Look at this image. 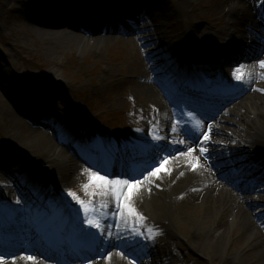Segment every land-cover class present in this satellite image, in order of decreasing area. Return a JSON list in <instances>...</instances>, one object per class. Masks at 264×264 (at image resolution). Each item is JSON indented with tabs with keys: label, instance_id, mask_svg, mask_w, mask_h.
I'll return each mask as SVG.
<instances>
[{
	"label": "bare ground",
	"instance_id": "1",
	"mask_svg": "<svg viewBox=\"0 0 264 264\" xmlns=\"http://www.w3.org/2000/svg\"><path fill=\"white\" fill-rule=\"evenodd\" d=\"M63 1L66 0H45L39 4L43 10H48L55 5H61ZM155 1L157 0L133 1V3L136 2V12L143 16L139 22L140 26L144 24L143 18L152 9V4ZM231 3H238V6L236 9L230 8L224 11L227 19L223 22L220 18L214 19L215 24L211 21L215 29L222 26L221 29H216V37L209 34L197 36L196 30L191 27L189 29L178 27L185 36L182 50L183 55L188 54V63L191 64L195 59L193 53L188 49L196 50L200 55L206 54L209 57L213 56L221 48V45H225V41L228 42V45L231 43L233 46L237 41L247 42V51L252 54H257L264 48V0L262 3L256 0H232ZM94 9L96 14L104 13V8L101 5L99 10L97 7ZM187 15L189 14L186 11L180 12L181 19L186 18ZM73 17H64L68 30L61 33L59 30L57 31L61 27L59 21L49 17L39 20L38 25L43 29L40 31V35L44 34L57 45L66 44L69 46L76 42L86 43V36L78 35L74 30L75 28H84L80 25L85 16L75 17L74 20ZM230 20L233 22L230 23ZM239 29L242 30L239 31ZM155 30L153 28L152 30H139L140 34L136 30L132 34L138 38L142 47L137 54V62L139 73L143 76L141 82L144 85L138 89L145 100H142L143 96L137 92L127 93V95L132 94L137 99H141L138 100L139 104L130 105L127 111L129 115L135 114L132 117L131 126L136 134L118 139H121L120 143L126 146L125 149H130L131 152L146 151L143 153H151L155 159L158 157L157 162L168 161L171 157H175L177 152H183V156L170 163L167 162L164 169L156 171L152 176H147L144 179L145 183L133 182L134 184L131 186L136 188L130 191V196L126 200H119L118 193L114 195L115 200H113L112 190L102 191L94 197L98 205H104V212L97 215L100 218V227H105L109 216L110 222L106 227H109L110 230L109 236L98 246L99 248L102 246L101 243L106 244V250L100 253L102 256L105 253L104 258L88 264H169L170 262L194 264L198 259L204 262L205 260H219L227 263L230 261L228 258L234 260L236 264H250L247 262L249 259L253 260L254 264L256 261L257 264H264V229L262 221H258V217L264 213V73L260 75L261 77L251 88L239 108L236 111H230L228 117L231 130L217 131L209 127L207 122H201L195 118L193 112L199 113L206 119L217 115V113L215 114L214 110L211 111L205 105L198 106L196 103L188 101L185 95L182 97V101L184 108L192 117L191 123L189 118H186L175 108V105L171 103V97L163 88V84H159L156 80L157 71L163 72L162 69L167 68V58L165 57L167 52H165L166 45L163 44L161 36L147 37ZM97 31L91 30L90 34L93 36L102 35V33L105 36L115 34L108 29ZM152 36L155 37L150 39ZM106 39L109 40L107 37ZM92 40L95 42L93 45L102 42L101 38ZM148 47L159 49L158 54L152 55L150 62H147L143 57L144 51L146 52L144 48ZM245 50L246 48H244ZM162 61L166 62L165 65L161 64ZM154 62L159 64L156 65ZM260 62L261 58L249 65L239 64L238 68L249 71L252 66H259ZM212 70V77L217 78L222 74V72L220 73L221 66H214ZM174 71L169 72L166 76L177 84L179 79ZM232 72L225 73L221 82H224L225 78H232ZM210 85L213 86V83ZM27 93L31 94V91L28 90ZM237 95L239 96L236 97L240 99L241 92ZM47 97L49 98L45 100V105L52 104L55 96L51 94ZM146 99L151 100L147 105L145 104ZM234 100L232 99V101ZM199 101L201 102V100ZM232 101H227L226 104ZM222 107L223 105L218 108L221 110ZM141 110L145 111L142 114L143 120L136 121ZM63 112L55 110L48 121L56 126L57 123H61L59 120L74 119L73 112ZM15 114L11 113L9 121L15 127H20L26 133L31 134L27 137L25 147L21 150L36 162L38 170L52 174L58 186L64 188L70 184L71 180L72 183H76L83 180L85 176H89V170L77 158L78 151L74 154L73 150L70 151L58 145L55 135L51 139L50 133L33 128L31 125L35 124H29ZM94 130L95 128L92 132ZM19 134L20 138L12 136L20 140L22 138L21 131ZM140 134L145 135V141L140 139ZM95 137L96 143L103 145L108 142L109 136L100 131ZM234 144L237 146L233 147ZM153 148L156 149V153ZM207 154L225 158L226 162L222 165L213 164ZM248 162L252 165L250 166ZM116 166L117 162L112 167ZM225 171H228V174L235 172L238 174V178L236 180L229 179L224 174ZM253 172L263 175L258 181L257 191L251 194L249 190L241 188L242 182L239 179L249 176ZM8 181L3 179L0 181V185L5 188L6 198L11 206L15 207L18 204L17 195L22 196L21 190L25 188L20 186V182L10 183ZM44 181L42 179L41 184L50 193L49 187ZM124 182L126 181L122 180L120 184L126 186L127 183ZM23 185L29 186L30 184ZM51 193L57 194L56 192ZM131 201H133L132 204ZM2 215L0 213V217ZM36 216L43 221L42 225L45 227L53 223L52 217L47 214L46 210L38 212ZM53 218L62 220L65 223V228L70 225L73 232H77L80 229L74 226V222L83 219L84 214L71 210L65 216L57 214L53 215ZM130 218L140 219L144 227L137 220L141 223L140 229H132L127 223ZM8 222V219L0 222V227ZM42 225L30 226L28 223L22 231L27 236L29 232L37 234ZM179 225L187 228L184 232L185 237L178 234ZM28 226H30L29 230L26 228ZM35 234L30 235L33 238ZM25 235L22 236L25 242L23 252L29 251L35 245L30 246L31 242ZM153 236L154 238H152ZM161 237L164 239L165 250L160 241L156 240ZM187 242L190 245H195V251ZM139 243H145L141 244V247L144 248L140 250L139 255H134L131 251L137 250L136 246ZM238 243H241L239 246H243L242 249L238 248ZM189 247L193 252L198 253L197 260L192 258L197 256L195 253L193 255L183 251L185 248L190 249ZM0 264L54 263L45 262L34 256L22 255L8 260L0 259Z\"/></svg>",
	"mask_w": 264,
	"mask_h": 264
},
{
	"label": "rangeland",
	"instance_id": "2",
	"mask_svg": "<svg viewBox=\"0 0 264 264\" xmlns=\"http://www.w3.org/2000/svg\"><path fill=\"white\" fill-rule=\"evenodd\" d=\"M44 1L9 0L6 2L5 0H0V66L5 65L4 71L0 70L1 150L13 147L22 149L25 147L27 137L31 135L22 128L15 127L9 121L11 113H16L19 108L24 106L22 100L24 88L26 90L37 89L43 92L50 86H56L55 94L61 89L66 93L67 100H74L78 110H75L78 121H80L82 111L84 115L82 116L87 122L104 126L110 124L112 125L111 127L114 125L126 128L131 125L132 117L135 114L129 115L127 113L129 106L139 104L138 100H145V97L138 89L144 85L141 82L143 76L138 70L137 54L142 48L141 43L137 40L138 38H123L118 35L105 36L103 34L86 38V34L78 32L81 36H86V43L76 42L69 46H66V44L57 45L56 42L50 41L44 34L40 35V31H43V29L35 23L36 20H43L52 15L51 12L40 8L41 4L39 2ZM119 1L127 4L129 0ZM231 1L160 0L159 3L162 6L156 7V9H160L156 11L160 14L158 15L155 11L153 12L156 14L151 13V11L147 12L146 19L149 20L150 24H155L154 22L157 18L150 19L154 14L155 17H159V22L165 23L166 27L171 28L176 34H179L176 31L178 27L180 29H189L191 27L196 30L197 36L209 34L216 37V29H221L222 26L215 29L211 21L215 24L214 19L220 18L222 22L227 19L224 11L230 8L236 9L238 6V3L232 4ZM182 11H186L189 14L184 19L180 18V12ZM136 20L139 21V18ZM110 24H115L114 29L120 25V23L116 24V21L110 22ZM98 25L100 29L108 28L103 22L98 23ZM130 26L127 21L123 23L125 30H129ZM84 27L88 30L90 25L85 24ZM180 29L178 28L182 32ZM61 32H64V30L59 31V33ZM97 38H101L102 42L93 45L95 42L92 39ZM153 49L144 48L146 52L144 51L143 57L147 62H150L152 58ZM133 91L143 97L137 99L132 94H129V97L127 93H133ZM150 102L151 100L146 99L145 104L147 105ZM65 105H67V102L57 103L55 107H65ZM144 112L142 110L139 111L136 121L143 120L142 114ZM38 116V114H35L32 120L26 119V122L30 124L31 121V124H35L31 125L33 128L50 133L51 139L54 136V132L62 138L69 136L70 133L66 132V129V133L63 132V125L57 129L52 126H43L41 123L47 124L48 122L40 121ZM19 131H21L22 137L20 140H18L20 138ZM64 134L67 135L63 137ZM214 157V161L210 158L213 164L216 163ZM223 161L224 159H220L217 163L222 164ZM231 173L228 174V171L224 172L229 179L236 180L238 175L234 172ZM254 179L255 176H250L239 180L242 182L241 188L254 191L252 190L254 188ZM104 183L98 179H92L91 176H85L83 180L64 188V191L77 190L84 202H90L94 196L93 189L96 188L98 191L103 187ZM86 208L89 209L91 207L86 206ZM258 221H262L263 225H261L264 229V217L258 219ZM186 229L185 226L179 225L177 228L178 234L184 236ZM239 245L241 243H238V248L242 249L243 246ZM190 247L195 251V245L191 244ZM192 249L190 253L194 255L195 252ZM183 251L188 253L186 248ZM195 254L197 255L196 257L189 255L197 260L198 253ZM228 259L230 261L227 263L219 260H205L204 262L198 259L194 264H236L231 258ZM247 262L254 264V261H250V259ZM255 264H257V261Z\"/></svg>",
	"mask_w": 264,
	"mask_h": 264
},
{
	"label": "snow or ice",
	"instance_id": "3",
	"mask_svg": "<svg viewBox=\"0 0 264 264\" xmlns=\"http://www.w3.org/2000/svg\"><path fill=\"white\" fill-rule=\"evenodd\" d=\"M262 66H264V63H262ZM99 179H103V178H99ZM113 183H119V182H113ZM124 183H127V182H124ZM70 195H74V194H71L70 193ZM81 203H83V202L81 201ZM94 226L97 227V228H99V224H95ZM29 259H32V257H29Z\"/></svg>",
	"mask_w": 264,
	"mask_h": 264
}]
</instances>
